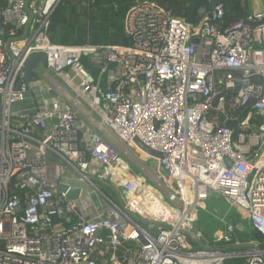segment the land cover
Segmentation results:
<instances>
[{
  "label": "built area",
  "instance_id": "1",
  "mask_svg": "<svg viewBox=\"0 0 264 264\" xmlns=\"http://www.w3.org/2000/svg\"><path fill=\"white\" fill-rule=\"evenodd\" d=\"M61 1L0 0V264H264L195 226L215 194L264 237V10L220 32V6L188 25L135 0L126 46H71ZM135 140L154 174L122 160Z\"/></svg>",
  "mask_w": 264,
  "mask_h": 264
},
{
  "label": "trees",
  "instance_id": "2",
  "mask_svg": "<svg viewBox=\"0 0 264 264\" xmlns=\"http://www.w3.org/2000/svg\"><path fill=\"white\" fill-rule=\"evenodd\" d=\"M153 1L174 18L187 20L192 12L191 0ZM205 1L208 10L219 6L222 8V16L216 19L220 32L235 22L245 21L251 13L245 0ZM134 3L135 0H62L50 17L48 37L56 45L126 46L128 40L122 22L127 10ZM210 201L208 200L205 211H199L195 226L206 239L203 244L212 247L215 245L217 233L223 231L221 220L231 223L233 212L228 210V206L221 199L215 202L219 204V208L215 207L217 204L209 203ZM236 235L241 246L231 248L230 251L244 252L252 249L246 245L249 241H253L257 249L264 251V237L250 225L245 227L243 233L237 230ZM225 264H244V260L230 259Z\"/></svg>",
  "mask_w": 264,
  "mask_h": 264
},
{
  "label": "rangeland",
  "instance_id": "3",
  "mask_svg": "<svg viewBox=\"0 0 264 264\" xmlns=\"http://www.w3.org/2000/svg\"><path fill=\"white\" fill-rule=\"evenodd\" d=\"M245 3L247 5V7L253 11V12H261L264 10V0H245ZM37 72L40 73L41 72V67H38ZM27 104H24V106H26ZM122 146L124 148H126L125 151H127L128 154V158H125L124 156H122V160L129 163V159H131L133 162H137L142 168H144L148 173L150 174H154V162H152L150 159H148L147 157H145V155H143L142 153H140L136 148H128L125 145L122 144ZM125 152L122 151V154H124ZM133 170H135L134 168H132ZM163 175H165V173H163ZM102 190L105 191L106 193H108V190L102 187ZM218 198H216L215 194L212 195V198L209 200L211 202H213L215 205L217 203H215L217 201ZM221 202V201H220ZM207 207V204H206ZM216 208H219V204H217L215 206ZM229 211L233 212L231 213V218H232V222L230 224L234 225L236 227V229L238 230L239 233H243V231L245 230V227L249 226L247 219L243 216L242 212L236 208H230L227 207ZM226 209V208H225ZM226 221V220H225ZM237 236V235H236ZM235 241H238V236L235 237ZM206 242V239H205Z\"/></svg>",
  "mask_w": 264,
  "mask_h": 264
},
{
  "label": "water",
  "instance_id": "4",
  "mask_svg": "<svg viewBox=\"0 0 264 264\" xmlns=\"http://www.w3.org/2000/svg\"><path fill=\"white\" fill-rule=\"evenodd\" d=\"M136 1H142V0H136ZM192 2V12L188 19L186 20V23L188 25H195L199 22V20L204 17L208 11V5L206 4L205 0H191ZM0 36H3V31L1 30L0 26ZM44 63V56L42 54H35L29 58V60L26 63L25 67V80L26 81H32L36 78V76L32 73V69L37 66L38 63ZM233 124L228 123L227 126L231 127ZM134 147L143 155H146L148 157H151L153 159H161V155L146 148L143 146L140 142L134 141ZM61 189H65L64 187H60ZM77 192L75 190H72V192L69 194L71 198L76 197Z\"/></svg>",
  "mask_w": 264,
  "mask_h": 264
},
{
  "label": "crops",
  "instance_id": "5",
  "mask_svg": "<svg viewBox=\"0 0 264 264\" xmlns=\"http://www.w3.org/2000/svg\"><path fill=\"white\" fill-rule=\"evenodd\" d=\"M219 233V232H218ZM205 238V237H204Z\"/></svg>",
  "mask_w": 264,
  "mask_h": 264
}]
</instances>
